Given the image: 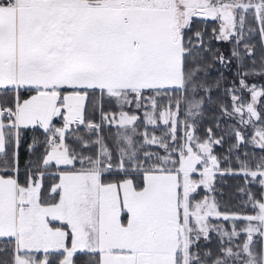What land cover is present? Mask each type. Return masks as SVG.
Wrapping results in <instances>:
<instances>
[{
  "label": "snow or ice",
  "instance_id": "1",
  "mask_svg": "<svg viewBox=\"0 0 264 264\" xmlns=\"http://www.w3.org/2000/svg\"><path fill=\"white\" fill-rule=\"evenodd\" d=\"M0 264H264V0H0Z\"/></svg>",
  "mask_w": 264,
  "mask_h": 264
},
{
  "label": "trees",
  "instance_id": "2",
  "mask_svg": "<svg viewBox=\"0 0 264 264\" xmlns=\"http://www.w3.org/2000/svg\"><path fill=\"white\" fill-rule=\"evenodd\" d=\"M227 183L228 184H231V183H234V181H232L231 179H229ZM225 187L227 188V185Z\"/></svg>",
  "mask_w": 264,
  "mask_h": 264
}]
</instances>
